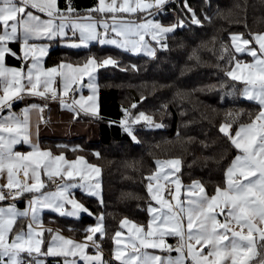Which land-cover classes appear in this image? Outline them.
<instances>
[{
	"label": "snow or ice",
	"instance_id": "obj_1",
	"mask_svg": "<svg viewBox=\"0 0 264 264\" xmlns=\"http://www.w3.org/2000/svg\"><path fill=\"white\" fill-rule=\"evenodd\" d=\"M169 2L96 0L82 14L73 0H64L63 7L60 0H0V175L6 172V184L0 185V264H45L46 257H63V264H109L97 242L106 232L104 215L92 213L73 191L79 189L103 205L101 169L83 156L69 160L63 153L42 150L31 140L30 114H40L38 128L47 123L43 116L47 101L59 98L74 118L84 114L100 119L97 73L118 67L119 60L90 56L82 64L45 67L52 44L72 49L112 45L123 52L155 57L157 48L152 43L167 47V35L184 26L183 21L164 25L156 19ZM184 11L193 24L202 25L187 0ZM228 40L218 57L225 65L223 74L243 85L239 94L253 102L257 112L254 116L230 112L218 128L235 152L223 170L222 186L215 185L209 195L200 181L183 184L178 175L181 159L156 161L157 172L146 178L149 223L139 225L127 218L120 222L113 237V258L118 264H264V32L230 33ZM13 42L20 45L19 52L10 46ZM243 55L251 57V62L240 58ZM9 57L21 66H9ZM85 88L91 95L81 94ZM70 96L69 102L65 98ZM30 97L44 103L14 111L16 103ZM124 115L119 123L134 141L133 126L142 121L148 127H163L143 112L132 116L125 110ZM241 116H247L248 122H239ZM21 145L31 150L16 151ZM21 175L23 180L18 178ZM55 178L63 183L56 184ZM160 180L172 185L167 188L171 199L164 198L165 184ZM50 185L55 190H48ZM25 196H30L26 207L18 209L16 201ZM45 210L77 219L95 215L96 224L83 230V242H76L42 228ZM18 219L28 223L19 226ZM45 232L52 234L47 242ZM167 238H175L177 244H168Z\"/></svg>",
	"mask_w": 264,
	"mask_h": 264
},
{
	"label": "trees",
	"instance_id": "obj_2",
	"mask_svg": "<svg viewBox=\"0 0 264 264\" xmlns=\"http://www.w3.org/2000/svg\"><path fill=\"white\" fill-rule=\"evenodd\" d=\"M73 2L82 14L96 4V0ZM187 3L203 21L202 25L192 23L191 16L184 11V0H170L164 14L156 19L162 23L183 21L184 26L167 35L164 41L167 47L157 45L155 57L123 52L112 45L72 49L55 43L45 59L46 65L65 60L83 63L90 56L98 59L112 56L120 62L118 67L100 69L97 73L101 118L85 115L98 121V140L84 136L41 139L44 146L64 151L70 157L83 155L101 167L103 205L97 203V198L83 195L81 190L76 195L92 213H103L106 232L102 240L109 252L123 218L148 222L150 195L146 178L155 171L156 161L181 159L183 166L178 175L183 184L199 180L207 192H212L215 185L222 186L223 170L235 155L218 132L219 126L230 112H246L250 116L257 112L256 105L239 94L243 85L224 76L225 65L218 57L221 47L229 43L230 33L247 35L264 31V0H187ZM63 5L64 0H60V6ZM11 45L18 49V44ZM7 62L21 64L11 57ZM234 89L235 94H230ZM125 110L132 116L140 112L150 115L163 127H148L142 121L133 126L139 142L134 141L119 123L125 119ZM239 122H248V117L241 116ZM44 221L73 236L84 237L83 230L96 222V216L82 215L77 219L46 212ZM23 222L24 219H18L17 224L23 226ZM49 237L45 232V242ZM63 259L44 258L45 264H63ZM109 264L118 262L112 260Z\"/></svg>",
	"mask_w": 264,
	"mask_h": 264
},
{
	"label": "crops",
	"instance_id": "obj_3",
	"mask_svg": "<svg viewBox=\"0 0 264 264\" xmlns=\"http://www.w3.org/2000/svg\"><path fill=\"white\" fill-rule=\"evenodd\" d=\"M97 18H99V17H97ZM164 25H166V24H164ZM257 33H262V32H257ZM146 39H148V38L146 37ZM53 44H55V42ZM53 44H52L51 48L53 47ZM60 44H62V43H60ZM157 45L158 44H156L155 42L152 43V46L157 48V50H158V46ZM10 46L14 50L19 52V49H20V45L19 44H18V49H15L11 44H10ZM143 54H145V53H143ZM45 59H44V66L45 67H52V66L58 65L60 63H72L73 65L82 64V63H73V62L65 60V61H60L57 64L46 65L45 64ZM242 59L245 62H249V63L252 60V58L249 57V56H247V58H242ZM7 64L9 66L17 67V68H19L21 66V64H13V63H9V62H7ZM86 81H87V78H85V82ZM97 82H98V76H97ZM54 87H55V85H54ZM81 94L86 97V96L91 95V92H90L89 89L85 88ZM76 98L78 99L79 96L77 95ZM65 99H68V98L66 97ZM68 100L70 102V99H68ZM33 103L42 104L44 102L41 101L40 98H38V97H36V98H31V97L30 98H26L25 101L20 102L18 105H16L17 103L14 105V111L19 112L26 105H30V104H33ZM97 103H98V106H99V89H98V92H97ZM43 116H44V119L47 121V123H41L39 125V127L37 128V122L40 120V114L38 112H36V111H33L30 114L31 133H32L31 140H32L33 143L38 144L39 147L42 150H50L53 153V155H60L61 153H63V154L66 155V157L69 160H73V159H75L78 156H83V155H77V156L70 157L64 151L53 150L51 147L44 146L41 143V139L42 138H68V139H71V138L78 137V136H84L88 140H91V141H96V140L99 139L100 129H99L98 121L95 120V119H91V118L85 117L84 114H81L78 118H74L73 113L71 111H69L68 109L64 108L59 103V98L57 100H49V101H47V108L45 109V111L43 113ZM245 123H247V122H245ZM30 150L31 149H30V147L28 145H21V146H18L16 148V151H19V152H22V153H27ZM83 157L87 160V158L85 156H83ZM170 159H172V158L159 159L158 161H167V160H170ZM87 162L89 164L96 165L97 167H99L101 169V167L98 164L90 162L88 160H87ZM156 172H157V167H156L155 171L152 174H154ZM18 178L23 180V176L22 175L19 176ZM42 179H44L43 175H42ZM194 181H199V180H194ZM28 182L30 183L31 181L29 180ZM45 183L46 184L48 183L47 179H45ZM60 183H63V181L60 182ZM155 183L156 182H153L154 186H155ZM159 183L165 184V191L162 193L164 198L171 199V197L168 195L167 188H171L172 185L171 184H166L164 180H160ZM3 184H6V172L4 173V175H0V185H3ZM48 190H55V189L49 188ZM77 190H79V189H74L73 191L75 192L76 198L79 201H81L78 198V196L76 195V191ZM208 194L209 195L213 194V191L212 192H208ZM28 199H30V196H28ZM3 206H7V204L3 203ZM16 206H17L18 209L23 210L26 207V203L18 204ZM153 206H155V202H153ZM46 212L53 213L50 210H45L44 212H42L41 215H42V228L43 229H52V230H54L52 234H57L58 233V234L64 236L65 238L72 239V240H74L76 242H83L84 241L85 237L73 236V235H71V234H69V233H67V232H65V231H63V230H61V229H59V228L47 223V222H45L44 221V213H46ZM150 215L151 214L149 213V219H148L147 223L137 222V221L132 220V219L130 220L129 218H127V219L130 220V221H133L136 224L145 225L146 226L149 223ZM27 223H28V219H24L23 225H25ZM118 230H120V228ZM123 231H124L125 235H127V229H123ZM52 234H50L49 240L51 239V235ZM167 243L168 244L175 243V245H176L177 244V240L175 238H167ZM87 251H88L89 254H93V252H94V250L92 248L87 249ZM149 251H152V250H149ZM113 253H114V248H113V250L111 252V257L114 260ZM172 255H176V253H172ZM103 257H104V260H105L106 257H105L104 254H103ZM80 264H83V262L81 261Z\"/></svg>",
	"mask_w": 264,
	"mask_h": 264
},
{
	"label": "rangeland",
	"instance_id": "obj_4",
	"mask_svg": "<svg viewBox=\"0 0 264 264\" xmlns=\"http://www.w3.org/2000/svg\"><path fill=\"white\" fill-rule=\"evenodd\" d=\"M106 2H110V0H106ZM163 24H166V25H170V24H175L174 23H163ZM172 159H177V158H172ZM124 219V218H123ZM131 220V219H130ZM122 221V220H121ZM133 222V221H132ZM96 224V222L94 224H92V226H94ZM97 242L101 245V250L103 252V254L105 255V261H108L110 263V261H112V257H111V252L107 251V249L105 248L104 246V242L102 239H98ZM175 244V243H174ZM114 248V247H113Z\"/></svg>",
	"mask_w": 264,
	"mask_h": 264
},
{
	"label": "built area",
	"instance_id": "obj_5",
	"mask_svg": "<svg viewBox=\"0 0 264 264\" xmlns=\"http://www.w3.org/2000/svg\"><path fill=\"white\" fill-rule=\"evenodd\" d=\"M74 87H76V86H74ZM67 98L71 100V96H70V97H67ZM62 181H63V180H61L60 178H55V183H56V184H59V183L62 182ZM49 188H53V189H54V187L51 186V185L49 186ZM5 192H7V189H5ZM27 199H28V196H25L24 198H22V199H20V200H17V201H16V205L26 203ZM171 245H175V244L172 243Z\"/></svg>",
	"mask_w": 264,
	"mask_h": 264
}]
</instances>
